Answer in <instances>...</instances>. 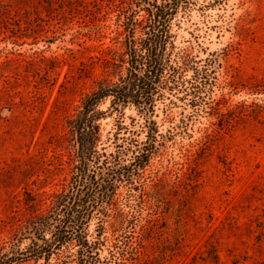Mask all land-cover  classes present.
<instances>
[{
	"label": "rangeland",
	"instance_id": "rangeland-1",
	"mask_svg": "<svg viewBox=\"0 0 264 264\" xmlns=\"http://www.w3.org/2000/svg\"><path fill=\"white\" fill-rule=\"evenodd\" d=\"M186 1L170 21L171 45L197 66L208 64L207 84L195 107L190 95L176 97L182 93L169 107L168 94L155 102L164 137L135 183L147 193L136 212L144 247L121 257L107 243L101 264H264V0ZM122 5L0 0V258L19 259L13 264H77L73 243L48 260L28 259L30 240L19 227L55 196L77 193L67 121L100 80H117L115 51H125L132 27L119 15ZM109 105H99L98 150H115L116 136L142 146L148 128L135 106L120 114ZM130 186L117 191L122 203ZM98 217L94 212L89 234Z\"/></svg>",
	"mask_w": 264,
	"mask_h": 264
},
{
	"label": "trees",
	"instance_id": "trees-1",
	"mask_svg": "<svg viewBox=\"0 0 264 264\" xmlns=\"http://www.w3.org/2000/svg\"><path fill=\"white\" fill-rule=\"evenodd\" d=\"M184 3L187 1L121 0L119 15L131 20L132 27L125 51H115L116 60L121 64L111 76L117 80H100L96 88L84 96L76 115L67 121L76 141L77 193L74 197L55 196L48 209L25 218L18 229L30 240L28 259L48 260L55 250L69 243L77 246L74 259L77 264L103 263L99 251L107 243L111 244L108 247L111 255L114 254L112 249H117L121 257L129 250L134 256L140 254L144 247V228L138 225L136 212L147 193L135 183L141 179L157 149V137H164L153 119L155 102L168 94L170 101L166 107H169L175 104L171 97L182 93L183 96L176 97L183 100L184 95H190V104L195 107L209 76L208 64L199 67L187 52H173L170 21ZM140 11L143 14H138ZM137 15H141V19L135 18ZM137 31L140 32L138 38L135 37ZM189 71L191 75L187 78ZM107 99H110V111L122 114L126 106L134 105L143 116L148 130L142 146L124 137L118 143L116 136L115 150L109 153L98 150L101 140L98 121L105 115L99 105ZM164 113L169 115L168 108ZM181 115L184 116V111ZM118 129L128 130L120 124ZM129 153L133 157L127 162L125 155ZM121 184L131 185L125 203L116 196ZM134 190L138 194L134 195ZM132 196L137 198V203L130 201ZM94 212L99 214L97 229L89 234L87 226ZM137 226L141 232L131 234ZM18 261L12 257L0 258V264Z\"/></svg>",
	"mask_w": 264,
	"mask_h": 264
}]
</instances>
